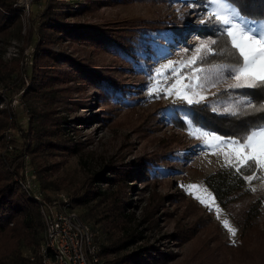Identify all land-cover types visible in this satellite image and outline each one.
I'll list each match as a JSON object with an SVG mask.
<instances>
[{
  "label": "rangeland",
  "instance_id": "1",
  "mask_svg": "<svg viewBox=\"0 0 264 264\" xmlns=\"http://www.w3.org/2000/svg\"><path fill=\"white\" fill-rule=\"evenodd\" d=\"M41 3L42 0H16L13 5L21 8L19 32L9 31L0 37V66L4 71L13 68L11 75L0 81V109L6 116L5 120L8 121L9 112H12L17 121L16 124L7 123L0 130V153L11 161L9 168L14 167L16 170L12 178L17 180L25 171L26 177L32 176L43 198L52 197L56 192L71 197L73 190L83 185L89 173L98 170L103 162H126L160 152L161 162L145 171L147 178L134 180L126 210L132 212L134 220L139 221L138 229L145 240L161 250L173 252L172 258L162 264H263L256 256L247 259L246 254L249 252L257 255L260 250L257 246H261L258 244L264 237V178L251 170L244 176L256 175L258 178L251 182L245 180L243 189L235 191L228 201L219 203L205 185L203 177L225 165L226 153L234 159L232 149L227 146L212 149L190 135V131L196 132L197 129L214 132L203 123L193 121L188 113V104L175 95L184 83L203 85L202 88L197 87L196 91L207 96L205 104L211 110L216 109V114L225 116L231 113L224 109L236 107L234 102L243 94L240 92L242 89L225 87L226 83L232 82L225 68L228 64L208 58L211 53L204 61L191 63L201 41L214 40L213 35L220 33L215 25L201 23L210 11L205 0H129L101 4L92 15L73 17L102 28L138 23L139 20H171L187 15L200 27L186 29L180 37L168 36L161 43L163 45L157 40L158 33H153V40L149 37L148 45L152 46L156 42V46L153 45L155 47L147 55L144 66H139L137 60L132 58L130 65L121 69L124 71L123 79L129 83V89L133 92L129 98H134V101L115 99L92 102L91 99L97 93V88L93 86H88L83 92L90 100L84 106L59 100L57 113H64L67 117L81 115L86 121L77 123L73 132V139L82 142L80 152L52 155L22 150V138L17 126L24 128L27 125L28 113L21 94L28 81L30 54L34 45L30 19ZM116 39L122 41L120 46L127 51L135 47L136 37L133 33ZM61 46L73 56H88L96 69H105L107 64L113 66L116 63L115 53L118 51L111 47L89 52L71 42ZM169 62H173L172 67L178 69L175 75L171 71H164L158 76L155 70ZM194 68L204 69L198 74L201 79L189 81L188 77L193 75ZM109 70L112 72V69ZM154 84L162 87H157L158 95L153 93L149 96V87ZM212 84L216 86L212 87ZM169 91L171 95H168ZM71 94L76 95L74 92ZM196 135L199 133L196 132ZM27 144H31V141L28 140ZM107 172L105 169L104 173ZM192 185L199 187L190 188ZM102 186H105L104 183ZM251 188L256 190L251 191ZM167 193L169 196L161 199L162 207L154 209L157 216L155 224H145L147 217H143L142 212L145 209L153 210L152 203ZM198 196L206 203H201ZM252 203H258L256 213L251 219L244 220V213ZM73 206L78 214L84 210L74 203ZM224 220H228L229 225L236 230L235 235H231L224 226ZM178 223L184 227L190 225L191 228V233L181 241L170 237ZM98 224L92 225L96 245L108 240L107 234L100 232ZM245 233L247 243L244 247L247 251L233 252L223 245L237 241ZM36 248L37 244L21 243L19 255L25 258L28 252H34ZM113 256L99 255V260L103 262Z\"/></svg>",
  "mask_w": 264,
  "mask_h": 264
},
{
  "label": "trees",
  "instance_id": "2",
  "mask_svg": "<svg viewBox=\"0 0 264 264\" xmlns=\"http://www.w3.org/2000/svg\"><path fill=\"white\" fill-rule=\"evenodd\" d=\"M123 1L129 0H42L39 9L31 16L34 45L30 54L28 81L21 94L28 113L27 125L24 128L17 125L22 138V150L44 152L46 155L79 153L82 142L73 139V132L76 130V124L85 122L86 118L81 115L67 117L64 113H57L58 101L66 100L71 105L84 106L90 101L87 95L83 94L88 86L97 88L92 102H109L115 99L134 101V98H129L133 92L129 89V83L123 79L124 71L121 69L129 66L132 58L137 60L139 66H144L147 55L156 46V42L153 43L155 46L148 45L149 37L153 40V33H158L157 40L163 45L161 43H164L168 36L180 37L186 29L200 27L187 15L171 20H139L138 23L102 28L95 27L87 20L77 19L81 15H92L101 4ZM15 2L16 0H0V37L9 31L19 32L21 8L14 6ZM240 2L244 12L252 18L264 13V0ZM131 33L136 37L133 48L135 50L127 51L120 46L122 41H117L116 37L125 38ZM213 36L217 44L213 46L214 52L208 58L230 64L232 61L229 55L220 51L226 49L221 32ZM69 42L88 49L89 52L111 47L118 51L115 53L116 63L113 66L107 64V69H96L88 56H73L62 48L63 43ZM109 69H112V72ZM11 70L13 68L4 71L0 66V81L10 76ZM240 92L249 93L253 102L264 100V93H255L248 89H242ZM187 106L193 121L203 123L214 133L225 137H238L251 127L264 123V113L224 116L216 114L205 103ZM3 113L0 109V130L7 123H17L12 112H9L8 121ZM177 119L181 121L178 116ZM28 140L31 144H27ZM159 153L140 156L139 159L126 162H103L98 170L89 173L83 185L73 190L71 201L84 209L79 214L82 220L91 222L88 224L92 232V225L99 223L100 232L108 236V240L97 244V252L100 256H114L104 260L102 264H162L172 258L173 252L161 250L154 243L145 240L138 229L139 221L134 220L132 212L126 210L131 200L129 194L134 188V180L147 178L145 171L161 162ZM9 162L11 161L0 153V264H38L37 261L31 262L19 255L18 248L21 243L38 245L41 239V222L36 201L19 188L17 181L12 178L16 170L14 167L9 168ZM105 169L108 174L104 173ZM250 172V169H242L238 174L235 169L224 165L207 173L203 181L215 199L224 203L235 191L245 187L243 177ZM103 183L105 186H102ZM166 196H169L168 193L152 203L153 210L145 209L142 212L143 217H147L145 224H155L157 216L154 209L157 206L162 207L161 199ZM187 200L194 205L191 199ZM253 204L244 213V220L255 215L258 203ZM190 233V225L184 227L178 223L175 224L170 237L181 241ZM247 233L237 241L223 245L233 252L247 251L244 247L247 243ZM258 245L261 246H257L260 249L257 255L247 252L246 256L247 259L256 256L264 264V237Z\"/></svg>",
  "mask_w": 264,
  "mask_h": 264
},
{
  "label": "snow or ice",
  "instance_id": "3",
  "mask_svg": "<svg viewBox=\"0 0 264 264\" xmlns=\"http://www.w3.org/2000/svg\"><path fill=\"white\" fill-rule=\"evenodd\" d=\"M205 3L210 11L201 23L213 24L221 32L226 49L220 51L222 54L226 52L232 61L230 64L225 65L228 75L232 79V82L226 83L225 87L264 93V13L257 18H252L244 12L240 0H205ZM216 44L217 40L201 41L196 49L197 54L193 55L191 63L204 61L208 54L214 51L213 46ZM172 65L173 62H169L167 65L157 68L155 70L156 74L159 76L164 71H171L174 76L178 69L172 67ZM192 71L193 75L188 77L189 81L200 80L201 77L198 74L203 72L204 69L194 68ZM158 86L162 87L158 84L149 87V96L153 93L158 95L156 91ZM211 86L215 87L216 85L212 84ZM197 87L202 88L203 85H194L191 82L184 83L175 95L188 105L203 104L207 100V96L196 91ZM171 94L169 91L168 95ZM212 95L215 96L216 93H212ZM234 103L236 107L229 106L224 111L234 116L264 113V100L253 102L249 93L240 94L239 99ZM215 110L213 109V111ZM196 132L199 135H196ZM196 132L190 131L189 134L202 140V143L209 148L215 149L227 146L232 149L235 158H229V154L226 153V167L235 169L238 174L242 169H250L253 172H258L260 178H264V123L248 129L238 137L227 139L202 129H197ZM257 178L256 175L243 177L244 180L249 182ZM189 187L196 188L199 186L192 185ZM250 190L255 191L256 189L251 188ZM197 199H200L201 203H206L199 196ZM223 224L231 235H235L236 230L229 225L228 220H224Z\"/></svg>",
  "mask_w": 264,
  "mask_h": 264
},
{
  "label": "built area",
  "instance_id": "4",
  "mask_svg": "<svg viewBox=\"0 0 264 264\" xmlns=\"http://www.w3.org/2000/svg\"><path fill=\"white\" fill-rule=\"evenodd\" d=\"M29 176L24 171L16 181L37 203L41 239L36 250L25 257L38 264H101L93 232L74 209L71 197L56 192L52 197L43 198Z\"/></svg>",
  "mask_w": 264,
  "mask_h": 264
}]
</instances>
